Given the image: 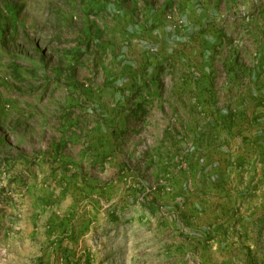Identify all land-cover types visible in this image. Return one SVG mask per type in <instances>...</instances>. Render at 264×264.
Here are the masks:
<instances>
[{
	"label": "rangeland",
	"instance_id": "374dc122",
	"mask_svg": "<svg viewBox=\"0 0 264 264\" xmlns=\"http://www.w3.org/2000/svg\"><path fill=\"white\" fill-rule=\"evenodd\" d=\"M169 1L0 0V137L24 147L0 149V264L223 262L177 221L190 167L139 133L140 88L114 60L131 23L152 54L147 32L180 17Z\"/></svg>",
	"mask_w": 264,
	"mask_h": 264
},
{
	"label": "crops",
	"instance_id": "0c3cea01",
	"mask_svg": "<svg viewBox=\"0 0 264 264\" xmlns=\"http://www.w3.org/2000/svg\"><path fill=\"white\" fill-rule=\"evenodd\" d=\"M180 1H169L178 21L147 32L157 44L152 54L146 33L125 25L114 56L121 87L140 88L139 133H153L162 163L190 167L175 196L184 200L183 231L209 244L212 257L222 254L221 264H254L251 256L264 251V0ZM37 121L45 135L59 126ZM2 146L14 156L24 150L0 137Z\"/></svg>",
	"mask_w": 264,
	"mask_h": 264
}]
</instances>
